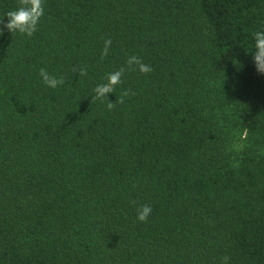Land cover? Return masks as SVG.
<instances>
[{
	"label": "trees",
	"instance_id": "trees-1",
	"mask_svg": "<svg viewBox=\"0 0 264 264\" xmlns=\"http://www.w3.org/2000/svg\"><path fill=\"white\" fill-rule=\"evenodd\" d=\"M43 4L31 37L0 36V264H264V0ZM129 56L152 71L108 110L94 89Z\"/></svg>",
	"mask_w": 264,
	"mask_h": 264
},
{
	"label": "clouds",
	"instance_id": "clouds-1",
	"mask_svg": "<svg viewBox=\"0 0 264 264\" xmlns=\"http://www.w3.org/2000/svg\"><path fill=\"white\" fill-rule=\"evenodd\" d=\"M44 15L43 0H18V6L14 10L7 11L5 16L7 22L5 23L3 18H0V36H2L7 30L11 35L13 33H19L31 37L37 30L38 24ZM255 51L253 53V60L256 71L264 74V31H257L254 34ZM111 38L104 40V47L101 51L100 59L103 60L109 54L111 47ZM72 71L79 76H86L87 69L84 66H73ZM139 71L141 74H148L152 71L150 65L145 64L138 56H129L126 60L125 66L110 73L106 77V83L99 84L95 87V95L91 98L94 100H100L102 103L107 102V109L112 110L116 103H124L125 96L135 95L134 92L124 90L115 102H111L108 99L109 93H114L116 86L122 83V78L126 72ZM39 76L42 82L49 88L55 89L64 84V79L57 78L48 73L45 68L39 70ZM152 212L150 205H143L137 209V220L140 222H147L149 215ZM229 257L224 256L221 258V264H228Z\"/></svg>",
	"mask_w": 264,
	"mask_h": 264
},
{
	"label": "rangeland",
	"instance_id": "rangeland-1",
	"mask_svg": "<svg viewBox=\"0 0 264 264\" xmlns=\"http://www.w3.org/2000/svg\"><path fill=\"white\" fill-rule=\"evenodd\" d=\"M228 148L234 154H239L245 145V136L241 131H236L228 141Z\"/></svg>",
	"mask_w": 264,
	"mask_h": 264
}]
</instances>
